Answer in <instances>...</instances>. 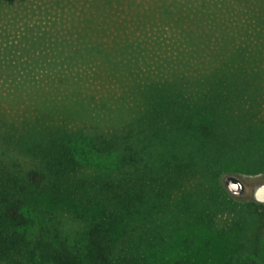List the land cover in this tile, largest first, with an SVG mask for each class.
Here are the masks:
<instances>
[{"label":"rangeland","instance_id":"rangeland-1","mask_svg":"<svg viewBox=\"0 0 264 264\" xmlns=\"http://www.w3.org/2000/svg\"><path fill=\"white\" fill-rule=\"evenodd\" d=\"M262 80L264 0L0 3V161L6 164L1 165L28 177L36 194L31 205L43 223L84 246L94 218L83 206L94 197V164L79 158L72 181L84 175V188H78L80 179L72 183V194L58 197L48 177L29 176L40 170L34 156L7 154L8 133L28 129L33 139L54 131L94 135L99 127L150 118L148 107L161 101L176 100L170 103L171 118L195 93L223 95L217 115L233 122L248 115L241 91ZM150 88H159L162 96L153 97ZM261 108L263 115L264 101ZM220 172L215 181L201 174L178 176L164 190L146 192L152 221L119 225L113 258H133L136 264L264 263V205L251 195H233L224 183L235 172L253 185L264 171Z\"/></svg>","mask_w":264,"mask_h":264},{"label":"trees","instance_id":"trees-1","mask_svg":"<svg viewBox=\"0 0 264 264\" xmlns=\"http://www.w3.org/2000/svg\"><path fill=\"white\" fill-rule=\"evenodd\" d=\"M16 1L21 0H0V3ZM150 89L153 97L162 96L159 88ZM241 96L248 115L233 122L217 115L220 103L214 94L205 98L197 96L196 103L187 97L190 101L171 118L170 103L176 100L161 101L156 107H148L154 113L150 118L136 116L131 125L122 122L113 129L99 127L94 135L54 131L33 139L28 129L21 135L16 131L8 133L4 137L8 139L7 154L11 156L10 152L16 150L34 156L40 170L29 171V176L32 180L48 177L53 182L52 191L59 192L58 197L72 194V183L80 179L78 188H84V175L72 181L79 158L94 164L91 176L94 197L83 201L94 218L85 245L72 242L58 227L53 230L43 223L40 212L31 205L36 194L29 190L28 177L0 161V260L7 261L3 264H136L133 258H113V236L119 225L151 223L152 199L146 192L162 191L178 176L201 174L215 181L221 169L264 171V114L261 113L264 80L244 87ZM144 207L149 211H144ZM223 264L264 263L249 260Z\"/></svg>","mask_w":264,"mask_h":264},{"label":"water","instance_id":"water-1","mask_svg":"<svg viewBox=\"0 0 264 264\" xmlns=\"http://www.w3.org/2000/svg\"><path fill=\"white\" fill-rule=\"evenodd\" d=\"M227 189L237 197L251 195L256 201L264 203V179L259 180L253 185L238 173H228L224 177Z\"/></svg>","mask_w":264,"mask_h":264}]
</instances>
